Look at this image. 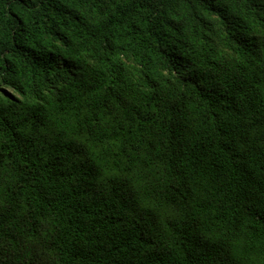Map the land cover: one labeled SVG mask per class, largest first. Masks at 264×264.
Returning a JSON list of instances; mask_svg holds the SVG:
<instances>
[{"label": "trees", "instance_id": "obj_1", "mask_svg": "<svg viewBox=\"0 0 264 264\" xmlns=\"http://www.w3.org/2000/svg\"><path fill=\"white\" fill-rule=\"evenodd\" d=\"M0 264H264V0H0Z\"/></svg>", "mask_w": 264, "mask_h": 264}]
</instances>
